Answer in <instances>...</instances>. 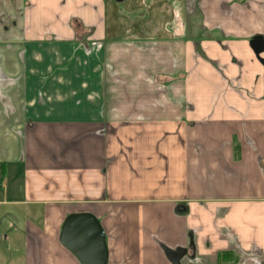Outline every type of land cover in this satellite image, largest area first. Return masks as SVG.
<instances>
[{"label":"crops","instance_id":"obj_1","mask_svg":"<svg viewBox=\"0 0 264 264\" xmlns=\"http://www.w3.org/2000/svg\"><path fill=\"white\" fill-rule=\"evenodd\" d=\"M258 37L264 0H0L11 264H81L80 213L107 264H264Z\"/></svg>","mask_w":264,"mask_h":264},{"label":"water","instance_id":"obj_2","mask_svg":"<svg viewBox=\"0 0 264 264\" xmlns=\"http://www.w3.org/2000/svg\"><path fill=\"white\" fill-rule=\"evenodd\" d=\"M253 48L258 54L264 52V39L261 37L254 39ZM60 242L79 259L81 264H107L105 232L100 221L92 214L70 215L64 222Z\"/></svg>","mask_w":264,"mask_h":264},{"label":"rangeland","instance_id":"obj_3","mask_svg":"<svg viewBox=\"0 0 264 264\" xmlns=\"http://www.w3.org/2000/svg\"><path fill=\"white\" fill-rule=\"evenodd\" d=\"M6 172V166L0 167V264H11L10 262L12 259L16 260L17 253L16 249L13 247H10L9 243H7L5 236L9 234L6 229L9 227V224L13 221V215H11L9 212L13 211L15 209L14 206L11 204L5 203L4 200L9 201L10 192L7 193L8 190L11 189V186L13 185V173H9L7 176L5 175ZM8 195V198L7 197ZM6 196V197H5Z\"/></svg>","mask_w":264,"mask_h":264},{"label":"trees","instance_id":"obj_4","mask_svg":"<svg viewBox=\"0 0 264 264\" xmlns=\"http://www.w3.org/2000/svg\"><path fill=\"white\" fill-rule=\"evenodd\" d=\"M226 255H227L226 253L221 254V255H220V258H222L223 256H226Z\"/></svg>","mask_w":264,"mask_h":264}]
</instances>
